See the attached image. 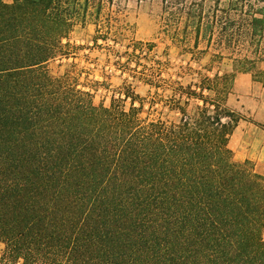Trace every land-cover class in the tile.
<instances>
[{"label":"trees","instance_id":"16d2710c","mask_svg":"<svg viewBox=\"0 0 264 264\" xmlns=\"http://www.w3.org/2000/svg\"><path fill=\"white\" fill-rule=\"evenodd\" d=\"M164 4L185 19L173 40L196 50L249 40L251 57L231 74L174 83L165 100L124 86L107 107L47 68L115 0H0L4 263L264 264V175L235 161L238 120L225 104L237 74L264 58V0ZM159 100L177 122L141 117Z\"/></svg>","mask_w":264,"mask_h":264},{"label":"rangeland","instance_id":"374dc122","mask_svg":"<svg viewBox=\"0 0 264 264\" xmlns=\"http://www.w3.org/2000/svg\"><path fill=\"white\" fill-rule=\"evenodd\" d=\"M4 1L11 3L12 0ZM186 1L190 3L193 0ZM173 12H177L176 9L166 10L164 0H115V5L106 8L99 23L89 18L86 25L75 27L69 40L63 42H69L71 46L65 52L68 56L51 62L47 69L54 77L68 74L78 89L92 93L96 106L103 104L109 107L113 98H120V89L124 86L132 87L143 98L165 100L172 95L174 83L195 84L201 77L200 73L211 78L218 72L222 76L231 74L235 59L251 57L250 52L255 47L249 40L234 43L230 49L227 44L218 45L215 41L209 46L201 41L198 50L193 48L194 40H173L175 33L182 34L185 25L184 17L180 19ZM135 49L141 53L138 59L132 56ZM202 51L207 52L199 54ZM218 53L222 54L221 58L215 57ZM262 73L264 58L251 73H246L259 84L254 83L253 89L240 91L236 89V79L244 74H237L225 104L238 120L230 140L235 161L250 162L258 173L264 175V166L243 159L244 153L248 152V145L244 142L257 137L258 127H264L254 119V113L262 106L259 104L264 82ZM150 80L158 87L151 88ZM122 106L128 110L130 101L122 103ZM141 117L177 122L179 114L169 112L159 100L154 111L146 105ZM238 154H243V157ZM4 249L5 246L0 244V264H7L2 261Z\"/></svg>","mask_w":264,"mask_h":264},{"label":"crops","instance_id":"0c3cea01","mask_svg":"<svg viewBox=\"0 0 264 264\" xmlns=\"http://www.w3.org/2000/svg\"><path fill=\"white\" fill-rule=\"evenodd\" d=\"M254 79L253 76L249 74H244L242 76L237 77L236 79V89L240 91L241 89H253L254 87ZM259 84V83H256ZM262 88V99L259 101L261 109L254 113V119L258 121L261 125L264 126V84H261ZM259 129V135L257 137H253L251 141L244 142L245 145H248V152H245V156L243 159H249L254 161L257 165L264 166V127ZM243 154H238L241 156Z\"/></svg>","mask_w":264,"mask_h":264}]
</instances>
